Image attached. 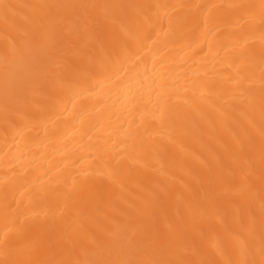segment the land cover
Listing matches in <instances>:
<instances>
[{
    "label": "bare ground",
    "instance_id": "bare-ground-1",
    "mask_svg": "<svg viewBox=\"0 0 264 264\" xmlns=\"http://www.w3.org/2000/svg\"><path fill=\"white\" fill-rule=\"evenodd\" d=\"M0 264H264V0H0Z\"/></svg>",
    "mask_w": 264,
    "mask_h": 264
}]
</instances>
